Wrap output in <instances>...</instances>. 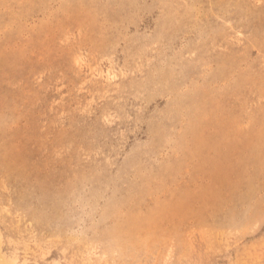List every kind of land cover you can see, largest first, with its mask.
I'll return each instance as SVG.
<instances>
[{
	"label": "rangeland",
	"instance_id": "1",
	"mask_svg": "<svg viewBox=\"0 0 264 264\" xmlns=\"http://www.w3.org/2000/svg\"><path fill=\"white\" fill-rule=\"evenodd\" d=\"M0 243L264 264V0H0Z\"/></svg>",
	"mask_w": 264,
	"mask_h": 264
},
{
	"label": "bare ground",
	"instance_id": "2",
	"mask_svg": "<svg viewBox=\"0 0 264 264\" xmlns=\"http://www.w3.org/2000/svg\"><path fill=\"white\" fill-rule=\"evenodd\" d=\"M0 264H18L16 260H12V261L7 260L5 255H3L1 243H0Z\"/></svg>",
	"mask_w": 264,
	"mask_h": 264
}]
</instances>
